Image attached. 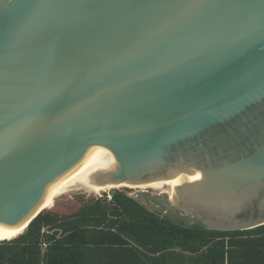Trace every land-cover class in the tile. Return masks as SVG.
Listing matches in <instances>:
<instances>
[{
  "label": "water",
  "instance_id": "obj_1",
  "mask_svg": "<svg viewBox=\"0 0 264 264\" xmlns=\"http://www.w3.org/2000/svg\"><path fill=\"white\" fill-rule=\"evenodd\" d=\"M97 158L172 178L174 221L264 224V0H0V235Z\"/></svg>",
  "mask_w": 264,
  "mask_h": 264
},
{
  "label": "trees",
  "instance_id": "obj_2",
  "mask_svg": "<svg viewBox=\"0 0 264 264\" xmlns=\"http://www.w3.org/2000/svg\"><path fill=\"white\" fill-rule=\"evenodd\" d=\"M54 204H42L45 210L26 228L0 238V264H264V224L183 226L127 187L86 200L67 215L49 210Z\"/></svg>",
  "mask_w": 264,
  "mask_h": 264
},
{
  "label": "rangeland",
  "instance_id": "obj_3",
  "mask_svg": "<svg viewBox=\"0 0 264 264\" xmlns=\"http://www.w3.org/2000/svg\"><path fill=\"white\" fill-rule=\"evenodd\" d=\"M123 187L124 186L113 187V188H123ZM127 188L129 195L140 198L141 201L144 202L151 209V206L149 204L150 195L165 191L167 192L168 198H170L173 195L174 186H172L167 181H164L158 184V186H150L148 184L147 185L145 184V186L142 185L138 187H127ZM111 189H107L105 191H101L97 193L82 184H78V185L75 184L73 186L66 188V190L62 192L60 195L55 196L51 200V201L55 200V204L51 208H49V210L60 215L71 214L75 212L84 201L94 197H98L104 192L108 193ZM172 221L183 226H189L174 220Z\"/></svg>",
  "mask_w": 264,
  "mask_h": 264
},
{
  "label": "bare ground",
  "instance_id": "obj_4",
  "mask_svg": "<svg viewBox=\"0 0 264 264\" xmlns=\"http://www.w3.org/2000/svg\"><path fill=\"white\" fill-rule=\"evenodd\" d=\"M105 164H106V159L97 158V159L93 160L92 162L87 164L85 167L80 169L78 172H76L74 175H72L70 178H68L63 183H61L59 186H57L55 189H53L48 194H46L45 198L43 200V204L51 201L55 196L60 195L62 192H64L66 190V188L73 186L75 184H77V185L82 184V185L88 187L89 189H91L92 191L97 192V193L101 192V191H105L107 189H111L113 187L128 186V185H126V183H120V184H111V185H101V186L95 187V186H92V185L84 182V178L88 175V173L94 167H97L100 165L104 166ZM164 181H167L168 183H170L173 186L172 178L161 180V181H155V182H151V183H146V185L148 184L150 186H158V184H160ZM142 185L145 186V184H141L138 186H142ZM23 225L10 228L4 234L0 235L1 236L0 238L9 237V236L15 234Z\"/></svg>",
  "mask_w": 264,
  "mask_h": 264
},
{
  "label": "flooded vegetation",
  "instance_id": "obj_5",
  "mask_svg": "<svg viewBox=\"0 0 264 264\" xmlns=\"http://www.w3.org/2000/svg\"><path fill=\"white\" fill-rule=\"evenodd\" d=\"M180 212V211H179ZM181 215L183 216H187V217H192L193 219H195L197 221L196 225L198 226H202V227H205L207 228L204 224H202L195 216H191V215H188V214H184L183 212H180Z\"/></svg>",
  "mask_w": 264,
  "mask_h": 264
}]
</instances>
